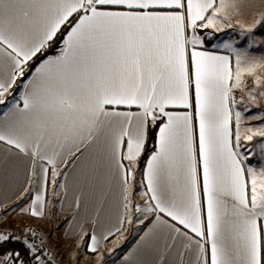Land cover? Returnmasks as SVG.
Listing matches in <instances>:
<instances>
[{
    "label": "snow or ice",
    "instance_id": "obj_1",
    "mask_svg": "<svg viewBox=\"0 0 264 264\" xmlns=\"http://www.w3.org/2000/svg\"><path fill=\"white\" fill-rule=\"evenodd\" d=\"M245 2L0 0V105L18 79L30 76L22 107L14 103L0 121V142L29 157L33 175L36 161L47 165L41 164L35 198L17 211L44 217L49 183L54 195L66 187L57 183L60 166L96 148L92 170L106 168L123 198L120 227L103 235L108 240L133 223L131 181L156 129L143 171L141 195L147 199L134 208L155 222L141 241L160 229L171 240L166 250L182 239L183 251L193 257L188 264H264V167L246 164L250 155L240 151L242 138L264 137V127H242L245 118L235 110V90L245 91V76L264 84L257 74L264 59L225 43L233 64L230 56L204 49L198 33L232 28L233 20L252 32L264 22V11L248 24L237 18ZM58 34L59 55L37 63ZM248 100L257 103L251 91ZM46 239L33 228L13 232L0 223V264H56ZM10 243L21 250L3 251ZM100 244L95 232L81 231L74 264H80V249L84 259L92 253L100 264ZM180 259L183 264V253Z\"/></svg>",
    "mask_w": 264,
    "mask_h": 264
},
{
    "label": "crops",
    "instance_id": "obj_2",
    "mask_svg": "<svg viewBox=\"0 0 264 264\" xmlns=\"http://www.w3.org/2000/svg\"><path fill=\"white\" fill-rule=\"evenodd\" d=\"M261 11H264V4L261 3V0H246L241 15L237 18L251 24ZM233 23H235V20H233ZM256 26L264 27V22ZM230 30L231 28H225L223 31L198 29V33L205 40L204 49L218 55H228L233 59L232 52L223 47L225 43H231L234 48L238 49L231 35H228ZM263 31L264 28L259 32ZM259 32L254 30L252 33L258 46L243 44L241 45L243 51L247 53H264V42L259 43L256 39V34H259ZM248 34L250 32L243 31V37ZM215 41L220 43V47L211 48ZM57 55H59V52L53 56ZM27 79L24 83L27 82ZM23 84L17 94L11 92V89L10 94H6L5 104L0 105V121L4 120V114L9 112L14 103L19 102L22 107L20 95L23 91ZM236 106L235 110H237ZM120 110L124 109L121 108ZM179 111L184 110L180 109ZM233 132H235L234 125ZM242 143L243 138L241 145ZM96 158V148L85 151V155L79 160L75 157H69L67 167L60 166L61 175L57 178V183H62L66 187L63 189L56 188V195H54L49 183L46 193L49 208L46 210L44 217L35 218L21 215L17 209L20 207L27 208L32 199L35 198L37 191L40 190L41 164L45 162L36 161L37 166L35 175H33L31 159L19 153L17 149L0 142V223H2V226L5 228L10 227L15 221L22 219L37 221L40 233L47 238V250L51 252L56 264H74L71 254L75 249V240L81 231L95 232L101 240L100 251L106 260L102 259L100 264H181V253H183V264H188V261L193 257L190 253L183 251L182 239H177L175 245L166 250V243L171 244L166 231L158 229L151 238L141 241V237L153 227L155 222V216L151 214L145 219L144 214L140 213L136 222V226L140 228L129 242H126L122 237L129 227L127 223L123 225L121 232L109 236L106 241L103 240V235L109 230L115 231L116 228L120 227V219L124 215V209L121 187L110 179L107 169L97 167L94 171L92 170L91 164ZM123 163L127 165L128 161H123ZM45 166H47L46 163ZM145 167L146 163L140 169L138 162L135 168V179L131 181L133 185L130 196L131 207L133 208V212L130 214L131 217L136 215L135 205L133 206L134 196H137L142 207L145 206V200L147 199L141 195L146 190L144 186L146 182L143 178ZM253 167L259 169L257 164ZM65 174L67 175L66 180L64 179ZM50 177L51 169L49 171ZM25 189H27V192ZM77 199L80 201L79 207L76 206ZM5 213L8 214L5 216ZM140 219H144L143 224L139 223ZM165 219H169L170 223H175L170 221V218L165 217ZM53 220L59 223V227L56 228ZM54 231L56 232L53 235ZM72 233H76V235H71ZM85 241L88 242L87 238H85ZM119 246H122L123 250L117 256H113L114 251ZM77 251L80 256V264H96L95 254L87 253L88 258L84 259V250Z\"/></svg>",
    "mask_w": 264,
    "mask_h": 264
},
{
    "label": "rangeland",
    "instance_id": "obj_3",
    "mask_svg": "<svg viewBox=\"0 0 264 264\" xmlns=\"http://www.w3.org/2000/svg\"><path fill=\"white\" fill-rule=\"evenodd\" d=\"M264 27L261 26H255L252 32L248 34L247 36L243 37V30L236 24L233 23V27L231 28L230 31H228V35H231V38L234 40V44L237 46L238 50L243 51V48L241 45H255L256 41L254 40L253 37V32L254 30L256 31H261ZM255 34V33H254ZM222 36V33H221ZM244 39V41H243ZM256 39L258 40L259 43L264 42V31L259 32V34H256ZM220 41V38L218 39ZM220 43L218 41L213 42L212 47H220ZM250 57L255 58L256 60H261L264 59V53H248ZM233 56V64L235 62V57L234 54L232 53ZM257 74L264 76V68L258 69ZM245 91H240V90H235V95L237 98V110L242 112L243 117L245 118L243 121V127H251L253 129H257L260 127H264V119H252L253 116H260L264 117V97H261L259 95V92L264 89V84L261 86H257L254 83V78L250 76H245ZM251 91L253 95L256 96L257 98V103L253 104L248 100V92ZM12 92V91H11ZM263 153H259V147L261 148ZM241 152L244 153L245 155H250V160L246 162L251 163L252 166L257 164L258 168L264 167V137L261 136H255L251 141H244L241 145ZM139 205L142 207L137 199V196H134V201H133V206ZM140 213H136L135 217H132L133 223L129 225V227L125 230L123 233L122 237L123 239L126 240V242H129L133 236L136 234L138 229L140 228L139 226H136V222L138 220ZM123 250L122 246H119L117 250L114 251L113 256H117L119 252ZM105 261L106 258H103Z\"/></svg>",
    "mask_w": 264,
    "mask_h": 264
},
{
    "label": "trees",
    "instance_id": "obj_4",
    "mask_svg": "<svg viewBox=\"0 0 264 264\" xmlns=\"http://www.w3.org/2000/svg\"><path fill=\"white\" fill-rule=\"evenodd\" d=\"M62 31H64V30L62 29ZM62 39H63V37L58 34V38L56 39V41L51 43V46L47 49V51L45 52L44 56L39 57L37 59V63L40 60H43V59H45L47 57L56 55L59 52L60 47L62 46ZM28 76H29V73H26L25 78H21V79L17 80L16 85H14L11 88V91L14 94L18 93V91L20 90L22 84L25 82V80L27 79ZM155 133H156V129H152L151 132H150L149 142L145 146V152L139 159V167H140V169L145 165V163L147 161V158L151 155L152 151H154ZM13 248H15L16 250H21V245H19L17 243H10V244H7L5 246L3 251H11ZM26 259H27V257H26Z\"/></svg>",
    "mask_w": 264,
    "mask_h": 264
},
{
    "label": "built area",
    "instance_id": "obj_5",
    "mask_svg": "<svg viewBox=\"0 0 264 264\" xmlns=\"http://www.w3.org/2000/svg\"><path fill=\"white\" fill-rule=\"evenodd\" d=\"M259 153H263L262 146L261 148L259 147ZM53 222L55 223L56 228L59 227V223H57L55 220H53ZM24 228H33L37 230L38 233H40L39 224L35 220L22 219L19 221H15L13 224L10 225V227H7V229L13 232H19L20 230ZM56 231H54L53 235L55 234Z\"/></svg>",
    "mask_w": 264,
    "mask_h": 264
}]
</instances>
